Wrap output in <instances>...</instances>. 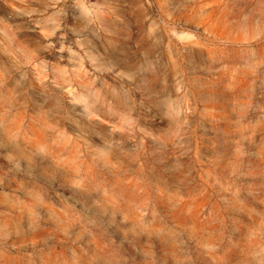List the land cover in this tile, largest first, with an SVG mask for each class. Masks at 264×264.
I'll return each instance as SVG.
<instances>
[{
	"label": "rangeland",
	"instance_id": "obj_1",
	"mask_svg": "<svg viewBox=\"0 0 264 264\" xmlns=\"http://www.w3.org/2000/svg\"><path fill=\"white\" fill-rule=\"evenodd\" d=\"M0 264H264V0H0Z\"/></svg>",
	"mask_w": 264,
	"mask_h": 264
},
{
	"label": "crops",
	"instance_id": "obj_2",
	"mask_svg": "<svg viewBox=\"0 0 264 264\" xmlns=\"http://www.w3.org/2000/svg\"><path fill=\"white\" fill-rule=\"evenodd\" d=\"M247 124H248V123H247ZM247 124H246V125H247ZM257 126H260V121L254 120V121H250V122H249V125L246 126V127L252 129V128L257 127Z\"/></svg>",
	"mask_w": 264,
	"mask_h": 264
}]
</instances>
